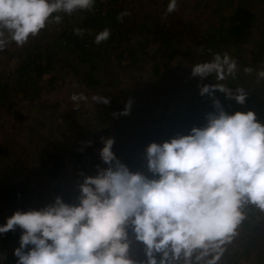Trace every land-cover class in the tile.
I'll list each match as a JSON object with an SVG mask.
<instances>
[{"label":"clouds","instance_id":"1","mask_svg":"<svg viewBox=\"0 0 264 264\" xmlns=\"http://www.w3.org/2000/svg\"><path fill=\"white\" fill-rule=\"evenodd\" d=\"M95 0H0V51L6 47L5 30L18 46L37 36L51 17L77 10L93 11ZM178 0H169L167 13ZM130 15L119 13L121 22ZM82 36L84 30L75 28ZM111 30L99 32L94 43L109 39ZM237 61L225 52L192 67L201 79L215 73L217 81L235 77ZM245 72H252L247 67ZM264 77V71L258 73ZM200 95L214 97L216 90L243 104L246 93H233L224 84H203ZM73 102L87 101L73 93ZM92 101L110 103L95 94ZM131 99L120 113L128 115ZM215 112L207 114L203 127L146 147L147 168L152 177L130 171L112 151L113 139L103 140L100 156L106 168L85 176L77 204L57 196L40 209L17 210L0 225V234L22 229L17 264H218L245 219L251 204L264 210V123L254 111L228 114L218 99ZM133 241L146 256L137 260Z\"/></svg>","mask_w":264,"mask_h":264},{"label":"trees","instance_id":"2","mask_svg":"<svg viewBox=\"0 0 264 264\" xmlns=\"http://www.w3.org/2000/svg\"><path fill=\"white\" fill-rule=\"evenodd\" d=\"M163 1L165 0L148 3L147 6L159 7V3ZM139 8V0H95L93 11L77 10L71 15L63 12L55 13L54 15L62 17V22L54 25L53 29H50L56 33L48 31L49 37L50 34H55L53 40L50 42H47L48 39L39 40V35H37L30 36L27 43L23 46H18L16 42L11 39V43L6 44L4 50L0 52L2 53L0 64L4 65V62L7 63L11 61V64L6 67L10 70L7 73L8 76L5 77L6 75H0V106L4 105L6 107L5 110L13 111L15 115H20L17 106L18 104L24 105L23 100H25V103L40 104L42 105V110H46L49 105V97L45 94L48 99H43V95L40 92L43 88L55 87L57 89L58 86H61L65 88L64 90L76 89L75 86L71 85L72 80L67 82L62 76L61 79H59L60 83L55 85L56 76H48L50 73L49 71H51L54 66L56 56L54 50L57 49L60 50L59 53H65L67 56L71 53L79 58L81 62H87L90 68L96 66V58L106 56L103 50L110 51L113 55L118 56V61L122 60L129 62L132 72H136L133 70V67L136 65L138 59L141 58L139 56H144L152 62L151 65L154 73L170 68L169 66L172 63V58L176 53L175 43L173 40L161 41L160 38L163 37V34L159 33V29H166L173 39L172 32H175V30L181 31L175 26L177 22L174 18L175 13H169V15H173V17L170 15L169 20H165L164 17H159V19H157L154 9L145 14L133 13L136 9L138 12H141ZM161 9V12H166L164 10L165 8ZM124 10H128L130 15L124 17L121 22L117 17L119 13ZM181 10L184 11L185 8ZM198 10L203 13L205 12L199 8ZM198 10L195 11L194 20H192V22L198 25L199 29H196L195 35L191 39L193 42L191 47L197 46L195 51L198 52L199 56L202 58L199 63L213 60L216 53L222 55V52L226 50V46L234 48L236 45L228 44L232 41L240 43V46L235 49V52L230 53L233 58H238L239 56L237 61L240 60L238 62L239 68L236 71L235 77L228 76L222 81H217L215 77V80L216 83L224 84L233 93H236L237 89L242 88L247 94L246 100L243 104H240L234 98H229L226 94L218 90L215 91L214 97L208 96V94L201 96L197 91L198 87L203 84H208L205 79H208L210 76H215V73L204 79L190 77L187 80H183V78L180 77L174 82L171 81V83L169 82L168 88L166 90L164 89V97L168 98V103L171 102L176 106H184L198 114L194 123H191L193 127H203L206 125L207 114L216 111L213 99H218L228 114H234L236 111L247 112L252 110L256 114V119L264 123V89L258 88L259 82L263 78L260 77L258 73L264 71V21L262 20V17H264V10H262L261 13V10L252 8L247 1L245 2L244 0H219L216 5L206 10L204 21H200L199 23L197 19L199 16H202V14ZM78 12H85V14L80 16L79 19V15L77 16ZM185 12L188 13L189 10ZM146 17L149 19H144ZM51 22L54 21L50 17L47 25ZM171 27L173 30H171ZM75 28L83 29V35L77 36L73 31ZM105 28L111 30L109 39L99 45L95 44L94 40L96 35ZM41 32L44 33L43 35L47 34V30L44 31V29H42ZM256 33L260 35V38H257V40L253 38V35H256ZM124 39L126 40L125 45L122 44L121 47H119L118 44H121ZM250 40H253L252 45L248 44L244 46V43ZM187 42L188 41H184L185 44ZM100 51H102V53ZM237 53H239V55ZM67 58L69 61L66 63L67 69L63 70L64 73L69 71L70 68H77V66L70 62V57ZM106 59H108L107 56ZM247 67L252 68L253 71L250 73L245 72L244 69ZM84 73L85 75L80 74V77H82L80 83L93 86L100 82V79L91 71L86 70ZM159 81L160 79H156V77L152 79L150 77L147 82L148 84L157 85ZM176 89L178 93L175 92ZM81 92L85 93L86 91L80 86L77 93ZM151 92L153 93L154 90ZM19 93L22 94V97H18ZM140 93L141 90H137V92L134 93L135 98L131 100V109L128 115L113 116V113L122 112V103L116 104L117 99H115L109 104L100 105V113L96 114L93 120H88L91 117L90 113L85 115L84 112L81 111V101L78 102L79 106L77 107V102L73 103V101L64 99L67 106L74 105L75 107V109L72 107L74 110L68 108L67 111L70 109V111H74L76 115L79 113V117L69 120L71 123L75 119H82L83 123L85 120L87 121L82 127H80L82 120L80 123H75V127L73 126V128H71V134H74L77 129L78 131L75 137L77 142H80V140L88 139L90 128H92L93 125L100 126L101 130L91 131V134L95 135L94 139L104 137L106 133L107 135L112 134L114 137L112 151L116 158L126 166H129L128 164L130 162H137L134 154L143 155L135 146L130 145L131 143L138 142V144L145 145V143L148 142L150 144L152 141H155L154 135L158 136L159 133L163 132L162 130H167L166 127L161 126L159 131L152 130V133H150L146 128L145 132L140 133L141 135L137 137L136 133L144 126V120L149 116L154 117V123H158L160 111H163L164 115H171V121L169 123L170 128L177 127L181 135H186L185 131L188 130V118L186 119L183 117L179 109L174 108L168 110L167 106L162 109L157 108L156 103H152L154 99L150 98L151 93H148L144 97L140 95ZM168 103H164V105ZM77 124H79V126ZM146 125H149L148 122H146ZM65 138H67V135L64 139ZM62 141L66 142V139H62ZM54 143L56 148L53 147V149L47 150V155L38 163L40 172L45 174L48 178L57 177L60 174L65 164L64 155L67 156L69 153L67 146H63L64 149L61 150L57 147L59 141H54ZM98 145L100 146V143L87 144L86 142L83 145L84 150L96 155L99 159L98 161L95 159V164L91 167V170L96 173L98 167L101 168L104 165L100 156V152L104 145H101V147H98ZM5 147L7 146L0 142V153H7L8 148L6 149ZM125 154L130 156L131 159H127ZM143 157L145 156L143 155L140 158L143 159ZM37 173L39 172L37 171ZM32 185L34 184L28 179L25 181L17 179L12 173V169H8L7 167L0 175V209L6 204L8 206H14L15 200H18L24 194H28L32 191L30 189ZM26 201L29 202V199L27 198ZM0 223L3 225L6 222L4 223L0 219ZM20 230L22 231V229L17 226L15 230L0 234V242L3 240L7 247V253H3L0 256V262L17 264L18 258L14 256L13 253L14 249L19 247V245L12 243L11 238L18 240L16 235ZM243 243H245V241ZM224 247L225 251L223 255L229 254L231 250L228 244Z\"/></svg>","mask_w":264,"mask_h":264},{"label":"rangeland","instance_id":"3","mask_svg":"<svg viewBox=\"0 0 264 264\" xmlns=\"http://www.w3.org/2000/svg\"><path fill=\"white\" fill-rule=\"evenodd\" d=\"M158 0H139L141 12H138L136 9L133 13L145 14L154 9L156 18L164 17L165 20H169L170 15L167 13L166 8L169 3V0H165L159 3V7L156 6H147L148 3L157 2ZM219 0H178V7L174 11V18L177 21L176 27L181 31L172 32L173 39L168 34L167 30L164 28L159 29V33L163 34V37L160 38L161 41L170 40L174 41L176 47V53L172 58V63L170 68H166L161 72L154 73L152 70V62L144 56H139L136 65L131 71L129 62L118 61V56H115L110 51H104L106 56L96 58V66L91 67L87 62H81L79 58L73 54L68 56L65 53H59L60 50H54L56 53L54 66L49 71L48 76L55 77V85L60 83L61 77L65 78V81L69 82L72 80L71 85L75 86L74 90H64V87L58 86L55 87H45L40 92L43 95V99L47 100L49 97V105L46 110H42V105L40 104H29L25 103L24 105L18 104L17 109L20 115H15L13 111L5 110L4 105L0 106V142L7 150L6 154L0 153V175L8 169H12V173L22 181L29 180L32 184L30 189L32 190L28 194H24L18 200H15L14 206H8L7 204L0 209V219L2 222H6L7 218L12 216L15 211H28L30 209H40L47 204L53 203L57 196L61 197L64 202L68 204H77L78 197L80 195V184L83 182L85 176H95L97 173L91 170V167L95 164V159L98 161V157L93 155L87 150L83 149V145L86 142L91 144L100 143V146L103 145V140L108 138H114L112 134L107 133L104 137L94 139L95 135L91 134L92 130H101L100 126L93 125L90 128V135L88 139L80 140L77 142L75 134L78 131L71 134V128L75 127V123H80L82 119L73 120V124L69 121L72 118L79 117L74 111H67L68 108L75 109L74 105L67 106L64 102V99L70 100V97L73 93L79 91V87H83L84 94L88 97L87 101H81L80 109L84 114H91V117L88 120L95 119V115L100 113V105H104L102 102H95L91 100V97L95 94L104 95L112 100L117 99V103H122L121 111L125 108V103L131 99L135 98V92L141 90L140 95L143 97L148 93H151L150 98L154 99L152 101L156 103L157 108L168 107V110L177 108L180 110V113L186 119L188 118L187 128L185 131L186 134L190 133L191 128L193 127L191 123H194V120L197 119L198 114L194 111L187 109L184 106H176L171 102L168 103V98L164 97V89L166 90L169 84L174 82L176 79L182 77L183 80H187L190 77L193 78L191 72L192 67L200 62L202 58L199 56V53L195 51L196 45L192 46V37L195 35L196 29H199L198 25L192 22L194 20L195 11L200 10L205 11L199 12L202 16L198 17V23L204 21L206 10L212 8L217 4ZM255 9L264 10V0H244ZM198 7V8H197ZM262 7V8H261ZM161 8H165L166 12H161ZM185 8L184 11L181 9ZM159 10V12H158ZM189 10V12H185ZM85 12H78L77 16H82ZM149 19V18H144ZM264 21V17H262ZM57 23L51 22L49 25H46L44 31L47 30V34L39 33V40H47L50 42L53 40L55 34H50L53 32L50 29H53V26ZM169 25V24H168ZM170 26V25H169ZM161 27V26H160ZM171 30L172 27H171ZM253 38L257 40L260 38L259 33L253 35ZM4 39L7 41V44L11 43V34L5 30ZM184 41H188L186 44ZM252 41L245 42L244 46L252 45ZM126 40L124 39L121 45H125ZM164 43V42H163ZM166 43V42H165ZM234 46L230 48L226 46V50L222 52V55L227 52L229 55L232 52H235V49L240 46V43L234 41L228 43ZM109 49V48H103ZM179 51V52H177ZM1 52V51H0ZM102 53V51H100ZM99 52V53H100ZM239 55V53H237ZM237 55V56H238ZM2 53H0V58ZM67 57H70V62L77 66V68H70L69 71L64 73L66 70V63L69 61ZM230 57H232L230 55ZM233 58V57H232ZM239 58V56H238ZM237 57L234 59L237 61ZM2 60V59H1ZM240 61V60H239ZM237 61V69L239 68ZM10 62H4V65L0 64V75H6L8 71V65ZM64 65V67H63ZM187 68V69H186ZM78 70V71H77ZM91 71L96 77L100 79V82L97 84L86 85L85 83H80V74L85 75V71ZM151 77H156L160 79L159 83L148 84V79ZM197 79H201L199 76H196ZM170 79V80H167ZM208 84H216L215 76L205 79ZM170 82V83H169ZM69 85V83H68ZM140 88V89H139ZM259 89H264V77L261 79L258 85ZM154 90L152 93L151 91ZM200 93V87L197 90ZM178 93V90L175 91ZM45 94L48 96L46 97ZM64 96V97H63ZM18 97H22V94L19 93ZM42 99V98H41ZM74 103V102H73ZM164 103H168L164 105ZM73 107V108H72ZM62 109V110H61ZM73 109V110H74ZM55 112V115H54ZM159 122L154 123L155 119L152 116H149L144 121V126H142L137 134V137L144 133L147 128L150 133L152 130L159 131L161 126L167 128V130H162V133H159L158 136H155V141L157 143H162L168 139L181 135L177 127L170 128L171 115H164L163 111L159 113ZM153 120V121H152ZM148 122L149 125H146ZM87 123L85 120L80 127L84 126ZM79 126V124H77ZM96 126V127H95ZM59 127V128H58ZM170 130V131H168ZM87 132V129H86ZM67 135L66 142L64 137ZM87 137V135H86ZM138 139V138H137ZM100 140V141H96ZM54 141H59L57 147L61 150L64 149L63 146H67L69 153L67 156L64 155V167L63 170L57 177L48 178L45 174L41 173L38 168L39 161L44 158L47 150L53 149L55 147ZM153 142V141H152ZM130 145L135 146V148L143 153L145 157L141 159L143 155L134 154L137 162H130L128 168L130 171H140L146 176L152 177V173L148 171L147 168V157H146V147L149 145L148 142L145 145L138 144V142H133ZM129 145V147H130ZM56 148V147H55ZM43 154V155H42ZM133 155V156H134ZM127 159H131L130 156H127ZM124 159V160H127ZM143 165V166H142ZM146 165V166H145ZM108 165L104 164L101 168H106ZM37 171L39 173H37ZM35 172V173H34ZM151 175V176H150ZM29 199V202L26 199ZM30 203V204H28ZM243 211L245 212V219L240 223L237 228V234L233 237L232 241L228 243L231 252L227 255H222L218 264H264V210L259 209L255 205H247ZM2 225V223H0ZM11 233V232H10ZM22 231L20 230L16 237L18 240L11 238L12 243L18 244L20 241V236ZM253 239V240H251ZM245 241V243H243ZM235 245V247H234ZM5 247V248H4ZM143 245L139 242L133 241L132 245V254L133 257L137 260H145L146 256L144 255ZM5 242L1 240L0 242V256L6 252Z\"/></svg>","mask_w":264,"mask_h":264},{"label":"built area","instance_id":"4","mask_svg":"<svg viewBox=\"0 0 264 264\" xmlns=\"http://www.w3.org/2000/svg\"><path fill=\"white\" fill-rule=\"evenodd\" d=\"M0 264H6L5 262L1 261Z\"/></svg>","mask_w":264,"mask_h":264}]
</instances>
